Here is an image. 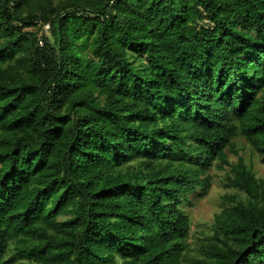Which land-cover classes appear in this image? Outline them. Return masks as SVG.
<instances>
[{
    "label": "trees",
    "instance_id": "obj_1",
    "mask_svg": "<svg viewBox=\"0 0 264 264\" xmlns=\"http://www.w3.org/2000/svg\"><path fill=\"white\" fill-rule=\"evenodd\" d=\"M244 145L264 164V0H0V264H264Z\"/></svg>",
    "mask_w": 264,
    "mask_h": 264
},
{
    "label": "rangeland",
    "instance_id": "obj_2",
    "mask_svg": "<svg viewBox=\"0 0 264 264\" xmlns=\"http://www.w3.org/2000/svg\"><path fill=\"white\" fill-rule=\"evenodd\" d=\"M239 146L241 147L243 144H239ZM239 157L244 158L248 164H251L257 177L264 180V164L252 149L244 145V149L240 150L238 156L229 153L231 163L237 162ZM227 172V168L224 170L217 167L213 168L209 173L211 181L209 190L200 196L194 195L192 197V204L187 207L191 218L192 235L209 232L214 214L220 209V197L231 191L225 186Z\"/></svg>",
    "mask_w": 264,
    "mask_h": 264
},
{
    "label": "built area",
    "instance_id": "obj_3",
    "mask_svg": "<svg viewBox=\"0 0 264 264\" xmlns=\"http://www.w3.org/2000/svg\"><path fill=\"white\" fill-rule=\"evenodd\" d=\"M48 28H49L48 25H45V26H44V29H45L46 32H47Z\"/></svg>",
    "mask_w": 264,
    "mask_h": 264
}]
</instances>
